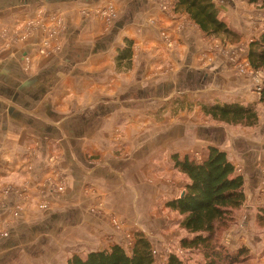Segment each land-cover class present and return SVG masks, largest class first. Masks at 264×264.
Returning <instances> with one entry per match:
<instances>
[{"label": "crops", "instance_id": "0c3cea01", "mask_svg": "<svg viewBox=\"0 0 264 264\" xmlns=\"http://www.w3.org/2000/svg\"><path fill=\"white\" fill-rule=\"evenodd\" d=\"M22 1L33 2L0 0V191L25 188L35 200L16 218L0 204L9 230L0 238V264H68L80 254L73 245L119 244L127 230L153 228L187 183L172 168L173 154L200 161L214 146L236 167V137L246 143L264 131L248 129L247 139L203 115L197 102L257 103L258 89L252 97L247 75L227 66L186 14L162 9L163 0H50L64 5L53 7H63L68 27L49 56L2 36L5 26L12 32ZM83 5L111 6L117 16L110 26L98 11L82 19ZM125 38L134 41L133 66L118 74L114 58ZM177 97L184 107L171 105ZM246 164L257 188L264 166ZM56 176L64 191L47 199ZM46 185L40 200L48 209L39 211Z\"/></svg>", "mask_w": 264, "mask_h": 264}, {"label": "trees", "instance_id": "16d2710c", "mask_svg": "<svg viewBox=\"0 0 264 264\" xmlns=\"http://www.w3.org/2000/svg\"><path fill=\"white\" fill-rule=\"evenodd\" d=\"M175 13L186 14L200 31L211 39L237 43L241 34L221 16L214 0H174ZM124 47L114 58L118 74L128 73L133 66L134 41L124 39ZM247 60L254 71H264V31L248 46ZM259 100L252 102H197L204 116L216 123L231 127L253 128L259 124L257 104L264 107V82L258 89ZM177 97L171 103L174 108L185 105ZM190 104H193L191 102ZM172 168L185 177L184 194L165 202V207L179 215V226L187 233L180 240V247L201 255L192 264H246L251 259L247 246L233 250L221 242V235L236 223L239 211L246 202L245 179L237 173L227 153L209 146L198 161L193 155L175 153L171 157ZM256 222L264 223V209H259ZM68 264H156L151 242L142 232L135 233L130 253L121 245L109 249L90 251L86 255H73ZM167 264H189L170 255ZM191 264V263H190Z\"/></svg>", "mask_w": 264, "mask_h": 264}, {"label": "rangeland", "instance_id": "374dc122", "mask_svg": "<svg viewBox=\"0 0 264 264\" xmlns=\"http://www.w3.org/2000/svg\"><path fill=\"white\" fill-rule=\"evenodd\" d=\"M48 2L49 3H47V0H33L31 3L29 2L24 4L22 1V5H18L20 8L19 15H21L17 19V22L13 23L12 21L13 24H11L12 32L9 33V30L7 29L8 26L4 25L5 27L2 29V36L12 44H21L26 42L39 50V43L43 41L46 42V39L51 36L49 34L46 36V33L44 32L49 31H46L45 29L52 27V29L54 28L57 30V32H59L58 36H60L61 32L64 34L68 27V23L64 18L65 14L64 10L62 9L63 7H60L64 5L60 3H51L50 0ZM162 2V9H165L166 11L170 10L172 12L174 11L173 0H163ZM234 2L235 6L225 5V7H222L221 2H219V6L221 8L220 16L233 29L241 34V39L239 42L230 43L224 42L220 39L207 38L195 23L194 28L199 30L198 33L201 37V40H203L205 44H208L209 46L212 45L214 49L218 48L222 53H224L223 56L227 66L232 64L236 66V69H238V71H240L243 75H247V80L250 85L248 92H250L249 94L254 97L251 92L257 91V89L262 86L264 82V71L252 70L247 60L248 48H245V44L247 43L249 46V43L264 31V0H234ZM59 4V7H53ZM105 8L107 10L113 9L111 6H106L102 9H94L91 6L83 5L81 8H78V14L82 17V19H87L91 18V15L98 11L99 16L108 19L107 23H109L108 25L110 26L112 25V22L116 18L117 14L113 9L114 16L111 15L110 17H104V15L101 13H103ZM40 16L44 17L45 19L53 17L54 20L47 21L49 24L45 25L44 22L46 20H42L39 18ZM31 22L33 23L32 27L30 30H27ZM41 24H44V26L41 27ZM51 43L53 45L54 43L57 45L59 42L52 40L49 41V45ZM231 98L235 97L232 96ZM247 99L250 98L247 96L242 97L241 94H236V100L247 101ZM195 104L196 103H193L190 105V107L193 106L194 108ZM257 110L259 114V124L256 127H253L254 130L258 129L259 126L262 127L264 125V107L260 104H257ZM248 129L250 130L252 128L236 127V133L239 134L236 136L246 137L248 134L244 132H248ZM251 135L254 136V139L250 142L245 140L246 143L240 142L238 137H236V156L234 157H236L237 173L242 174L245 179L246 202L238 213L236 223L231 225L228 230H225L222 233L221 242L233 250L241 246H247L250 250L251 259L246 264H264V223L258 224L256 222V216L259 209H264V167L262 168L261 181L258 183V187L256 188L253 181L249 178L250 166L246 164L247 160L255 159L261 164V166H264V131L260 132L258 130L256 133L254 131ZM246 138L248 139L249 137L247 136ZM250 151L251 153L249 155L248 152ZM179 177L182 179L183 176ZM183 179L185 180L184 177ZM60 180V177H52V180L49 182V187L48 185L44 187L43 195L41 194L39 199L35 201L37 202L39 211H46L48 209V204H46L45 201L43 202L40 200L47 196V194H45L47 187L49 189V193L46 191L48 193L47 199H50L49 196L51 195L56 196V194H60L64 191L62 183H59ZM12 187L13 186H5L0 191V204H2L1 206L6 204L8 210L5 208L4 212L6 213L5 210L10 211V214L12 213L16 218L23 211L27 210L26 203L34 199V196L26 195L25 188L13 189ZM37 194H39V192ZM10 199H12V203H10ZM159 216V223L153 228H150L146 231L137 230L142 232L144 236L151 242L155 252L156 264H167L170 255H174L178 259L189 264L200 261L201 255L196 252H189L180 247V240L187 236V233L179 226V215L167 209V211L164 210L159 213ZM113 220L114 219H112V223ZM116 222L118 224H122L123 227L126 226L124 222ZM7 229L8 225L0 224V238L3 236L8 238L7 235L9 230ZM137 231H125V236L119 243V245H121L128 253H130L132 246L134 245L135 233ZM21 232L22 230H18L14 235H20ZM256 238H259L260 241L257 242ZM73 246L74 247H72L70 251L80 253L79 255L84 256L90 251L109 249L112 244L81 245L80 243V245Z\"/></svg>", "mask_w": 264, "mask_h": 264}, {"label": "built area", "instance_id": "2783aa9c", "mask_svg": "<svg viewBox=\"0 0 264 264\" xmlns=\"http://www.w3.org/2000/svg\"><path fill=\"white\" fill-rule=\"evenodd\" d=\"M101 14H103L104 17H110L111 15L114 16V11H113V9L112 10H110V9L107 10L105 8L104 11H103V13H101ZM39 18H41L42 20H46L44 22L45 25L49 24V23H47V21L54 20L53 17L52 18L49 17L48 19H45L44 17L40 16ZM106 21H108V19ZM32 24H33L32 22L29 24V27H28L27 30H30L31 29ZM44 24H41L40 26L43 27ZM45 30L46 31H49V32H44V33H46V36H48V34L51 35V36L48 39H46V42L43 41V42L39 43V45H38L39 50L38 51H39L40 54H42L44 56H49V55L53 54L57 50V45H53L52 43L49 45V41H52L55 37H57L59 32H57V30L54 29V28L52 29V27L51 28H48V29H45ZM51 38H52V40H51ZM115 225H119V224L115 222Z\"/></svg>", "mask_w": 264, "mask_h": 264}, {"label": "water", "instance_id": "95a60500", "mask_svg": "<svg viewBox=\"0 0 264 264\" xmlns=\"http://www.w3.org/2000/svg\"><path fill=\"white\" fill-rule=\"evenodd\" d=\"M184 194V192H182V194L181 195H183Z\"/></svg>", "mask_w": 264, "mask_h": 264}]
</instances>
